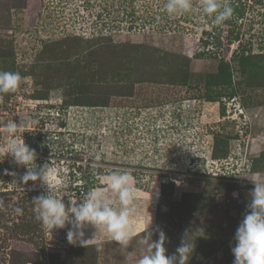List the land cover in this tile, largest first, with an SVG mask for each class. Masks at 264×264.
I'll return each instance as SVG.
<instances>
[{
  "label": "rangeland",
  "instance_id": "374dc122",
  "mask_svg": "<svg viewBox=\"0 0 264 264\" xmlns=\"http://www.w3.org/2000/svg\"><path fill=\"white\" fill-rule=\"evenodd\" d=\"M221 2L233 13L216 25L202 0L172 17L166 0H0V70L21 76L0 93V144L22 121L54 195L78 201L126 171L137 209L127 251L92 226L69 244L70 225L36 218L45 186L21 187L26 168L0 156V264H136L149 225L168 255L187 232L188 264H233L244 176L264 178V0Z\"/></svg>",
  "mask_w": 264,
  "mask_h": 264
},
{
  "label": "clouds",
  "instance_id": "9594fccd",
  "mask_svg": "<svg viewBox=\"0 0 264 264\" xmlns=\"http://www.w3.org/2000/svg\"><path fill=\"white\" fill-rule=\"evenodd\" d=\"M164 8L169 17H172L189 12L192 0H166ZM201 11L216 25H220L231 17L233 8L230 3L221 0H202ZM20 82L19 73L0 70V93L15 92ZM21 123L22 121L17 123L13 120L4 126L8 138L0 144V156L10 157L17 166L26 168L16 182L21 187L27 185L29 181H40L45 186V193L32 198L36 218L46 229L52 231L70 225L66 237L69 244L79 243L87 246L92 239H85V229L92 226L96 229L95 235L97 232L106 231L109 238L115 241L122 251H127L134 236L131 217L137 212L132 176L126 171H113L105 180L107 191L91 188L81 194L79 202L68 200L66 204L64 199L53 193L49 179L52 164L39 165L35 149L31 148L23 137H17ZM184 147L185 150H189L185 145ZM5 172L7 173V170ZM244 177H248L254 187L249 192L248 211L235 233L236 244L231 249L234 255L233 264H264V178ZM109 193L116 195L119 207L113 204ZM2 203L0 201V204ZM15 211L22 213L23 209L17 206ZM149 226L145 231V238L142 241L144 247L136 264H188L194 246L187 232L181 238L175 253L168 255L165 248L167 240L165 232L157 228L159 238L153 240V231Z\"/></svg>",
  "mask_w": 264,
  "mask_h": 264
},
{
  "label": "trees",
  "instance_id": "16d2710c",
  "mask_svg": "<svg viewBox=\"0 0 264 264\" xmlns=\"http://www.w3.org/2000/svg\"><path fill=\"white\" fill-rule=\"evenodd\" d=\"M214 148V147H213ZM214 152V149H213V151H212V153Z\"/></svg>",
  "mask_w": 264,
  "mask_h": 264
}]
</instances>
